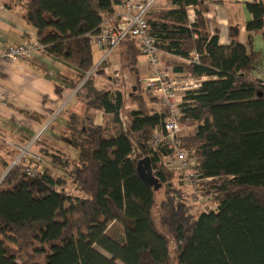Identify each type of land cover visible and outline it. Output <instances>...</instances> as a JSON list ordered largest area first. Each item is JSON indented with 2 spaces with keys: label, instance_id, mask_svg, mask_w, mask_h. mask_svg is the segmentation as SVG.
I'll use <instances>...</instances> for the list:
<instances>
[{
  "label": "trees",
  "instance_id": "16d2710c",
  "mask_svg": "<svg viewBox=\"0 0 264 264\" xmlns=\"http://www.w3.org/2000/svg\"><path fill=\"white\" fill-rule=\"evenodd\" d=\"M23 1L24 18L36 29L47 54L77 69L79 82L72 84L77 90L95 66L92 37L114 16L121 0ZM171 3L148 23L162 53L185 60L170 64L175 75L206 78L181 105L180 122L193 131L182 134L179 142L194 151L198 188L207 183L213 190L198 193L195 204L200 199L217 201L218 210L193 214L187 193L173 186L177 173L185 180L174 152L148 145L169 117L168 108L159 102L149 107L142 97V103L133 102L124 121L122 91L97 90L91 75L83 85L88 90L83 102L89 126L74 132L76 117L68 126L78 147L77 164L63 152L50 156L39 140L33 145L41 157L57 159V165L69 170L67 180L78 194L59 189L66 179L47 172L30 179L22 171L24 164L14 167L0 187V264H264V86L250 79L259 69L252 40L264 29V3H246L251 15L247 45L239 43L238 27L231 28L229 45L220 43L219 30L209 29L204 0ZM116 52L122 67L142 77L137 66L143 56L133 37H126ZM192 52L199 56L195 62ZM111 57L96 69L109 68ZM92 111L108 121L113 118L116 132L106 135ZM145 158H150L152 175L161 184L157 191L140 177L139 164ZM29 159L33 165L41 162ZM162 187L168 199L160 204L158 225L153 208ZM175 194L181 201L176 202ZM111 223L122 226L123 242L108 234ZM170 238L178 251L177 263L172 262ZM34 255L44 261H32Z\"/></svg>",
  "mask_w": 264,
  "mask_h": 264
},
{
  "label": "crops",
  "instance_id": "0c3cea01",
  "mask_svg": "<svg viewBox=\"0 0 264 264\" xmlns=\"http://www.w3.org/2000/svg\"><path fill=\"white\" fill-rule=\"evenodd\" d=\"M204 1L207 7L205 17L209 21V29L211 33H214L216 29L219 30L220 43L230 44L232 41L231 28L238 27V41L247 45L249 37L246 24L251 19V15L246 9V3L252 0ZM262 1L264 3V0ZM21 2L19 3L24 6V2ZM17 4L14 3L16 6ZM171 5V0H161L154 7L155 12L169 9ZM11 8L5 5L4 9L0 10V47L22 44L25 40H38L36 29L24 18L25 11L19 16L12 12ZM252 43L253 50L260 56L258 68H264V29L254 36ZM113 55H117V61L120 60L117 52ZM162 58L167 61V64L185 61L172 55H163V53ZM140 59L137 66L138 71L141 75L144 74V78H147L150 69L148 61L144 59L145 63L142 65ZM258 70L250 75L252 81L261 80ZM67 72H70L71 77L67 75ZM75 72L74 68H69L66 63L58 62L48 54L18 63L0 60V134L3 133L2 135L8 138L6 139L8 143L10 142L8 145L11 144V147L20 150L39 140L43 143L40 147L56 148V145L45 136L61 117L65 125L63 128L68 131L70 117L77 114V107L70 108V104L73 106L78 104L75 99L76 90L72 88V78ZM51 118L53 120L48 130L42 133L40 139H35L41 133L47 120ZM65 131L61 133L64 134ZM36 148V146L33 147V150ZM58 148L63 149L61 146H57Z\"/></svg>",
  "mask_w": 264,
  "mask_h": 264
},
{
  "label": "rangeland",
  "instance_id": "374dc122",
  "mask_svg": "<svg viewBox=\"0 0 264 264\" xmlns=\"http://www.w3.org/2000/svg\"><path fill=\"white\" fill-rule=\"evenodd\" d=\"M23 0H0V3L2 5H7V6H11L12 8V12H14L15 14H19V16L24 13L25 8L23 5H21L19 2H21ZM138 3H142L143 1H139L137 0ZM24 2V1H23ZM14 3H18L17 6L14 5ZM22 3V2H21ZM122 4V1H121ZM120 4V5H121ZM120 5H118L115 8V14L114 15H118L121 13V7ZM141 5V4H138ZM156 6V5H155ZM154 6V7H155ZM140 7V6H137ZM153 7V8H154ZM151 9L148 16H147V20L148 18L151 19L154 17L155 14V8ZM165 10V9H162ZM194 16V15H193ZM195 21V19H194ZM229 45V44H228ZM93 50H94V61H95V66L93 68V70L90 72V74L87 75V77L92 78V83L94 88H96L97 90H101V91H107L108 89H110L111 91H115L116 89L121 90L123 93V98L125 99V103H126V109L122 112V119L124 121H126L128 119V114H129V109L131 111V109L133 108V102L138 103L137 101H139L140 103H142L143 98L145 99L144 102L148 103L149 107H151L150 105L156 104L158 103V98L152 94V92H150L148 89L149 93H146V91H144L146 89L145 83L143 81H145L147 78H151L153 77V70L149 69L148 72V77L144 78V74H142V77H137L136 74H133L130 70L129 67H122V63H120L121 61H117V55H113L115 52L112 54L113 60L109 61L110 62V67L108 68V66L99 69L97 68V65L100 61H102V59L106 56V52L103 50L98 49L94 44H93ZM164 55V53H163ZM144 59L147 61V59L143 56L140 61L141 64L144 65ZM183 60V59H182ZM188 61V60H186ZM60 62V61H58ZM18 63V62H17ZM166 63V65H165ZM171 64V63H170ZM169 63L167 64V61H165L164 58H162V66L163 67H173L171 66ZM66 65L70 68H74L72 65L67 64ZM75 69V75L72 78V83L75 84L76 82L78 83L79 81H76V76H77V69ZM70 72H67V75H69V77H71V75L69 74ZM170 77L172 78H176V79H181L180 77L176 76L175 74H170ZM181 77L185 78V77H189V75L184 74V76L182 75ZM86 79V78H85ZM81 80V79H79ZM84 80V79H83ZM85 81V80H84ZM84 85V82L82 81L80 83V85L77 88V92L78 90L81 89L80 92H75L77 93V96L75 97L76 102H78V104L76 106H73V104H70V108H76L77 107V114H73L69 121L72 120V118H77L74 122V132H76V130L78 131H83L84 129H86L89 126V123H87V116L88 113L85 110V106H84V102L86 100L87 97V85ZM83 87V89H82ZM143 97V98H142ZM156 97V98H155ZM74 102V104L76 103ZM135 107V105H134ZM91 113H93L92 115H95V124H104L105 128H106V135L111 136L112 134H114L116 132L117 126L115 124H111V122L113 121V118L110 119V121H108V118L104 119V116L102 113L100 112H96V111H92ZM96 113V114H95ZM91 115V114H90ZM89 115V116H90ZM94 118V117H93ZM52 118L50 120H47L46 125L42 128L41 133H39L35 139H37L38 137H40L42 135V133L44 131L48 130V127L51 126V122H52ZM65 120V118H64ZM66 121V120H65ZM90 121V120H89ZM69 126V125H68ZM53 128H51L50 130L47 131L45 138L50 140L51 142H53L56 146V148H49V153L47 151V153L51 156V154L53 155H63L62 152L64 153V157L68 158L69 162L73 165V164H77L75 162V160L77 159L79 153H78V147L75 144V141L73 140V132L72 131H65V125L63 122V117H61L59 120L56 121V123L52 126ZM64 127V128H63ZM61 131H65L64 134L61 133ZM193 131V127L190 126L187 123H184V131L183 134H187ZM3 134V133H2ZM2 134H0V187L3 185V180L4 178L7 176V174H9V172L14 168V167H20L21 165L24 164L25 167H22V171L24 170V174L29 177L30 179H36L38 177H41L43 175L46 174V172L52 176L54 179H66L68 178V174H69V170H65L63 168H61L59 165H57L56 163H59V161L57 159H53L51 157L48 156H43L41 157L40 155H38L39 151L36 148V150H33V147L27 146L24 149H15L13 147H11L10 145H8L9 143L7 142L8 139L7 137H4ZM35 141V140H34ZM65 147H64V146ZM57 146H61L63 149L59 150V148L57 149ZM28 147H31L28 149ZM35 152V153H34ZM30 156H34L37 157L38 159L41 160L40 163L35 162V165H33L30 161L31 159H29ZM44 160V162H43ZM33 162V161H32ZM60 164V163H59ZM33 170H42L43 174L42 175H36L35 171ZM69 169V168H67ZM27 171V172H26ZM28 173V174H27ZM178 174V178L176 177L175 181L173 182V186L176 188H180L181 192L187 193L189 200H188V205L191 207V212L193 214H199V213H204V210L207 209L208 212H211V207H206V204H211V206H215L216 205V211L219 208V204L217 201L216 203H212V202H204L203 199L196 201L197 204H195V200L197 197V194L200 193L201 191L204 192H213V190L209 187V185H207V183H204L203 185H201V187H199L198 189L194 190L188 186L185 185V183L183 182V176L180 173ZM29 175H33L29 176ZM67 184L63 185L61 188L59 189H65L68 193L70 192V194H78V192L75 190V187L71 184L70 179L67 180ZM74 192V193H73ZM80 194V193H79ZM185 195V194H184ZM157 196V202L154 205L153 208V217H154V221L156 222V224H160L161 221V217L163 215V209L160 208V204L163 203L164 201H167V189L162 187V189L160 191H158L156 193ZM176 202L181 201V197L178 194L174 195ZM209 204V205H210ZM108 234L114 238L115 240H117L118 242H123V237H124V231L123 228L120 224L114 223V224H110L109 226V231ZM171 239V243H170V252L172 255V262L177 263V257H178V251L176 249V245L175 243L172 241ZM7 244L12 248V249H16L15 244L7 242ZM103 252V251H102ZM27 259V258H25ZM25 259H20L19 262L22 263L23 261H26ZM28 261V260H27ZM32 261H44L43 256L42 257H36L34 255V259ZM121 264V263H119Z\"/></svg>",
  "mask_w": 264,
  "mask_h": 264
},
{
  "label": "built area",
  "instance_id": "2783aa9c",
  "mask_svg": "<svg viewBox=\"0 0 264 264\" xmlns=\"http://www.w3.org/2000/svg\"><path fill=\"white\" fill-rule=\"evenodd\" d=\"M121 1V13L114 15L104 22L98 34L92 37V44L98 49L106 52V56L98 63L97 67L102 64L105 59L112 56L126 37L131 36L137 41L142 56L147 59L149 68L153 70V77L143 81L146 89L158 98L160 105L166 106L169 110V117L161 127L155 130L154 138L148 145L173 151L177 158L175 164L179 171L185 175V185L196 190L201 180L198 179L195 173L197 161L193 156L194 151L190 152L185 148H181L179 142L184 131V126L180 122L181 105L184 104L186 96L189 93L195 92L201 88L202 82L205 81L206 78L192 76L182 77L181 79L172 78L170 74H174L173 68L162 66V51L158 47L155 37L152 35L151 27L147 20L150 10L161 0H139L143 1L142 3H138L137 0ZM3 9L4 6L0 3V10ZM193 15L194 12L191 11L189 13V18L192 23H194L195 19ZM42 54H47L46 46L39 40H25L22 44L0 47V60L8 63L31 60ZM198 57L196 52H192L190 55L192 62L197 61ZM258 72L261 76L259 82L264 86V68H260ZM38 139H40V137H38ZM34 143L35 142L31 144L32 147ZM29 148L31 147H28V149ZM30 157L40 161L37 157ZM31 170L36 172L34 176L43 174L42 170ZM29 176L33 177V175ZM209 204H206V207H211V211H216V205L212 207L211 204ZM204 212L208 213L207 209H205Z\"/></svg>",
  "mask_w": 264,
  "mask_h": 264
},
{
  "label": "water",
  "instance_id": "95a60500",
  "mask_svg": "<svg viewBox=\"0 0 264 264\" xmlns=\"http://www.w3.org/2000/svg\"><path fill=\"white\" fill-rule=\"evenodd\" d=\"M141 169L139 170L140 177L150 186L154 187L157 191L161 188V184H158L157 179L152 175L151 161L150 158H145L139 164Z\"/></svg>",
  "mask_w": 264,
  "mask_h": 264
}]
</instances>
